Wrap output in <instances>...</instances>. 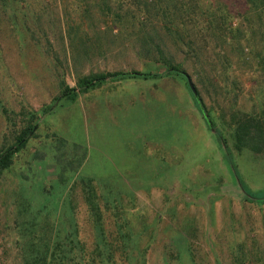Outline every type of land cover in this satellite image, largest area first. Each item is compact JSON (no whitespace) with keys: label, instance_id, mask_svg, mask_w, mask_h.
Masks as SVG:
<instances>
[{"label":"rangeland","instance_id":"1","mask_svg":"<svg viewBox=\"0 0 264 264\" xmlns=\"http://www.w3.org/2000/svg\"><path fill=\"white\" fill-rule=\"evenodd\" d=\"M164 64L187 72L241 179L264 189V151L234 149L240 120L264 123V0H0V148L37 124L0 174V264H264V205L240 197L187 83L54 101L82 78ZM59 140L68 160L86 152L64 184Z\"/></svg>","mask_w":264,"mask_h":264},{"label":"trees","instance_id":"2","mask_svg":"<svg viewBox=\"0 0 264 264\" xmlns=\"http://www.w3.org/2000/svg\"><path fill=\"white\" fill-rule=\"evenodd\" d=\"M163 78H177L185 83H187V79H190L184 69L180 66L172 64H164V68L160 72H139L133 70L104 72L82 78L78 81L76 86L72 88H64L61 95L54 101L66 99L74 102L79 95L108 82H123L128 80L149 81L160 80ZM194 88L196 90L195 94L190 92L194 107L200 114L208 129L217 137L220 143L223 165L225 166L236 190L240 193V197L246 203L264 205V189L252 191L243 182L238 172V167L236 165L232 149L228 146L225 138L221 134V131L217 128L209 109L203 101L200 90L197 87ZM36 125L37 124L28 125L26 128L13 133L12 144L9 146H2L0 148V174L11 167L14 156L23 150L31 139L35 138ZM234 138V149L237 152L248 150L254 154H260L264 151V123L255 119H242L237 123L234 130ZM65 144L66 142L64 140H59V145L56 146L55 156L53 157L54 163L57 167V181L60 184H64L66 182L67 173L75 172L76 169L81 166L86 155V152L83 151L82 147L75 145V153H80L81 155L79 154L80 156L77 159H66L64 153L61 152ZM220 188L221 187H216L215 192L219 191ZM33 261L34 264H49L52 261V258L48 260L47 256L44 255ZM51 264H57L56 260H54Z\"/></svg>","mask_w":264,"mask_h":264},{"label":"water","instance_id":"3","mask_svg":"<svg viewBox=\"0 0 264 264\" xmlns=\"http://www.w3.org/2000/svg\"><path fill=\"white\" fill-rule=\"evenodd\" d=\"M187 85H188L190 91H191L193 94H195L196 90H195V88H194L192 82L190 81V79H187Z\"/></svg>","mask_w":264,"mask_h":264}]
</instances>
